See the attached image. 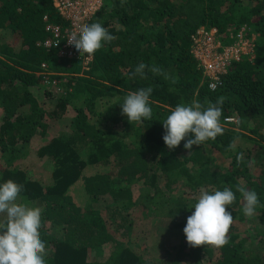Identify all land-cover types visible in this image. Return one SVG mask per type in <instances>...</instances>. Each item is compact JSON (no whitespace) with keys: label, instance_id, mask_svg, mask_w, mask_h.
<instances>
[{"label":"trees","instance_id":"16d2710c","mask_svg":"<svg viewBox=\"0 0 264 264\" xmlns=\"http://www.w3.org/2000/svg\"><path fill=\"white\" fill-rule=\"evenodd\" d=\"M55 1L0 0V149L6 154V162L0 157V182L11 179L22 185L18 202L42 210L45 264H264V207L257 209L255 221L248 218L256 231H241L247 218L239 193L228 209L233 223L226 245L192 247L183 233L202 189L235 191L241 186L255 190L264 204V0H104L89 24L101 22L115 39L94 54L85 76H71L67 84L61 77L50 78L51 83L61 81L65 92L49 111L32 93L34 87H45L37 76L41 65L80 72L75 66L68 69L69 62L39 46L50 37L49 24L67 26ZM202 28L217 29L225 46L235 43L231 37L242 29L248 37H256L254 60L235 63L216 91L209 90L192 53L193 37ZM141 62L160 66L171 79L152 73L143 80L132 78ZM149 86L152 119L129 122L118 104L127 93ZM221 96L225 98L222 135L191 150L184 148L185 141L175 149L165 145L162 122L176 105L199 100L207 106ZM68 115L72 117L63 132L53 133L37 152L53 164L51 184L46 186L15 163L34 140L47 137L51 120L60 123ZM230 118L236 123L227 124ZM100 122L106 127L98 126ZM243 139L253 148H236ZM216 152L224 158L223 166L215 162ZM239 153L243 161L237 160ZM89 167L100 170L85 176ZM161 179L168 187L179 182L184 187V196L170 195L167 202L172 205L166 223L180 244L136 253L135 245L141 247L133 242L137 224L154 204L165 202ZM81 180L88 200L84 206L71 195V188ZM135 185L145 189L138 198ZM132 206L140 218L131 213ZM104 213H109L110 225ZM257 239L258 248L253 246ZM157 253L160 260L151 261Z\"/></svg>","mask_w":264,"mask_h":264},{"label":"clouds","instance_id":"9594fccd","mask_svg":"<svg viewBox=\"0 0 264 264\" xmlns=\"http://www.w3.org/2000/svg\"><path fill=\"white\" fill-rule=\"evenodd\" d=\"M114 39L115 37L109 33L103 24L97 21L83 26L78 34L71 35L68 43L75 48L80 56L87 54L94 58V54L98 50ZM254 44L256 45V40ZM253 57L255 58L254 54L249 59L254 60ZM244 58L248 59V57ZM63 61L67 62L66 60ZM74 62H69L72 66L70 70L73 69ZM79 63L80 72L72 73L71 76L81 74L82 66L81 62ZM233 65L228 68L225 74L220 76L219 84ZM41 67L37 76L42 79L45 87L48 88L47 85L50 83L51 89H53V82L45 81L40 75ZM48 68L50 72L56 74L55 77H61L59 74L64 73L70 75L64 71H54L49 66ZM198 69L202 72L203 77L208 80L209 87V78L199 66ZM148 73L163 77L165 80L171 79L169 74L160 66L155 64L149 66L142 62L135 67L132 78L139 77L143 80L147 78ZM210 87L215 88L216 85L211 84ZM210 87L209 90L212 91ZM152 93L153 88L150 86L127 93L122 103L118 104L121 108V114L129 122L143 123L151 120L153 110L150 105V98ZM224 102L225 98L221 96L214 103L209 102L207 106L199 100L176 105L162 122L164 128L162 138L165 145L169 149H175L181 144V141H185L184 148L191 150L194 145L200 146L206 141L215 140L217 136L222 135L224 129L221 126L220 118ZM228 120L231 121L228 122ZM226 123L235 124L236 119H227ZM243 159V153H239L237 160L243 161ZM22 191L23 186L11 179L0 182V216H2L0 219V264H45L46 245L40 235L42 210L39 207L18 202L22 200L20 196ZM236 193H239L243 199L242 213L245 217L252 218L256 215L258 208L264 207V204L260 203L257 192L245 187L236 186L235 191L230 187L216 188L212 191L202 189L199 198L191 205V210L194 209V211L187 218L186 226L183 229L186 241L190 246L210 245L219 248L228 243L227 233L233 223L232 212L228 209L236 201Z\"/></svg>","mask_w":264,"mask_h":264},{"label":"rangeland","instance_id":"374dc122","mask_svg":"<svg viewBox=\"0 0 264 264\" xmlns=\"http://www.w3.org/2000/svg\"><path fill=\"white\" fill-rule=\"evenodd\" d=\"M251 58V57H248ZM254 58V57H253ZM252 58V59H253ZM76 63H78L80 65L79 62H74V66L75 69L80 71V67L78 65H75ZM65 74V73H64ZM65 77V78H64ZM62 77L64 79V83H68L69 82V78L71 77L70 75L65 74V76ZM82 77V76H80ZM54 88L51 89L50 83H48L47 87H44L42 89H38L39 86L34 87L32 90L33 95L37 98V100L40 103V106L43 107L44 109H47L49 111H52L55 107L56 104V98L60 96L61 92H59L60 90H63V87L61 86V81L56 80L54 82ZM56 90V91H54ZM47 91H54L53 95L51 96H46V92ZM2 108L0 107V127L3 123V115H2ZM27 112V110L25 111ZM71 113H73L71 111ZM72 115H68V117L62 120H60L61 122L58 123L56 120H51V129L48 131V135L46 138L41 139L38 138L37 140H34L33 144L31 145V147L25 152V154L23 155V157L15 163V166L20 167L23 170H26L28 172V175L33 177L35 180H38L39 182L44 183L46 186L51 184V180H52V173H53V164L52 162H50V160L48 158H40V156H38L37 152L40 150V148L42 146L45 145V143L49 142L51 140V138H53V133H61L63 132L66 123L69 122L71 119ZM103 126L104 128L106 127L102 122H100L98 124V126ZM251 127H255L256 125L254 123L250 124ZM263 135H264V129L262 131ZM252 139H255L256 137L251 136ZM260 141V140H259ZM236 148H242L245 150H250L253 148V144L251 143V141H248L246 139L243 140H238L236 143ZM26 155V156H25ZM0 157H2L3 161L6 162V154H2L1 153V149H0ZM214 159L215 162L220 165L223 166L224 163V158L219 155L217 152L214 154ZM100 170V168L98 167H89L85 170L84 175L85 176H90L95 174L96 172H98ZM102 170V169H101ZM82 180L77 182L76 185H74L71 188V195L74 196L75 201L78 205L80 206H84L86 205V203H88V200L83 192V185H82ZM160 183V188L162 190V192H160V194H164L165 196V202L162 204H154L150 211L148 210V212H146L145 214V218L140 219L139 223L137 224V226L139 227L137 230L135 229L136 232H134V243H139L141 244V247H139V245H135L136 246V253H149V252H154V251H158L161 250L163 247H168L170 249L176 247L177 245L180 244V241L176 238V236L174 235V233L172 232V227H170L168 225V223H166L170 218L167 217V213L168 212V207H171L172 204H167V202L170 200L168 199V197L170 195H172L174 197V195H182L184 196V191L182 187V183L179 182L175 185H172L170 187H168V182H166V180L161 179ZM144 187L142 188V185H135L133 187V192L135 194V197L138 198L140 196V194L143 193ZM151 190L150 194L152 195L153 190ZM188 197V196H185ZM168 199V200H167ZM159 200V197L158 199ZM164 205V206H163ZM163 206V210H160L159 207ZM133 207V206H132ZM138 209L136 207L131 208V213L134 214L137 217H141V215H136V213ZM105 215V220L108 223V225L111 224V220L109 219V213H104ZM245 217V216H244ZM247 218V217H245ZM0 219H2V216H0ZM250 219H253L251 221H255V218L252 217ZM250 220L247 218V220L243 223H241V231H245L246 229H248L250 232L249 234L254 233V231H256V226L253 225V227H250ZM136 228V227H135ZM254 228V229H252ZM60 234V231L57 233ZM162 239V244L160 245V241L158 242L159 239ZM167 239V240H166ZM253 241V240H252ZM258 239L254 240L253 242V246L258 248ZM138 248V249H137ZM159 254L157 253V256L155 257V255L152 254L150 260L151 261H159L160 256H158ZM164 256V254H163ZM169 257V256H168Z\"/></svg>","mask_w":264,"mask_h":264},{"label":"built area","instance_id":"2783aa9c","mask_svg":"<svg viewBox=\"0 0 264 264\" xmlns=\"http://www.w3.org/2000/svg\"><path fill=\"white\" fill-rule=\"evenodd\" d=\"M103 5L104 0H56L55 8L67 21V26L49 24L46 31L50 37L44 43L39 44V46H42L48 52H55L61 60L81 62V74L78 76L84 75L90 70L93 56L87 54L80 56L68 41L71 35L78 34L83 26L89 24ZM255 38L248 37L246 29H242L237 35L231 37L235 43L225 46L219 38L217 29L206 30L202 28L198 30L193 37L192 53L199 68L209 78V87L211 84L216 85L215 88L210 87L212 91L217 89L220 76L225 74L230 66L242 61L244 57L253 56ZM71 67V64H68V68L70 69ZM40 75L48 82L51 77L56 76V74L49 71L46 64L42 65ZM59 76L64 77L65 74H59ZM55 81H53V84H55ZM60 92L65 91L60 90ZM230 121L228 120V122Z\"/></svg>","mask_w":264,"mask_h":264}]
</instances>
